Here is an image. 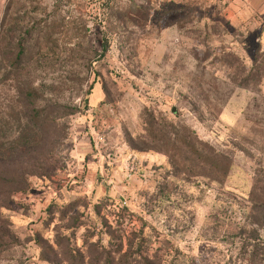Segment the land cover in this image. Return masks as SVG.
<instances>
[{"label":"rangeland","instance_id":"1","mask_svg":"<svg viewBox=\"0 0 264 264\" xmlns=\"http://www.w3.org/2000/svg\"><path fill=\"white\" fill-rule=\"evenodd\" d=\"M240 9L0 0V176L27 178L2 210L0 264H103L100 246L142 223L160 255L264 264V219L250 211L264 197V24ZM88 91V109L74 110ZM152 118L226 151L223 185L169 167Z\"/></svg>","mask_w":264,"mask_h":264},{"label":"trees","instance_id":"2","mask_svg":"<svg viewBox=\"0 0 264 264\" xmlns=\"http://www.w3.org/2000/svg\"><path fill=\"white\" fill-rule=\"evenodd\" d=\"M102 41V49L96 55L99 58H103L108 50L107 38L104 35ZM22 54V51L19 55ZM90 92H86L83 100L82 107L78 106L74 108L77 111H85L88 109V99ZM26 96L28 98L33 96L32 90H28L26 92ZM73 109L71 111H74ZM64 113V112H63ZM74 113V112H66ZM156 123L151 120L150 126L151 131L154 133L151 140L153 142H157L162 146H157L153 144V147H159L161 153L167 156L168 165L171 168H176L177 172H182L186 176L195 177L198 185L204 184L205 181L210 182V184H214L217 187L223 185V181L228 176L232 161L229 157L228 153L224 150L215 149L208 142L200 139L197 134L193 133V131L182 128L181 134L180 132L176 133L174 130V125L170 126V129H166L161 131L160 129L155 127ZM160 128V127H159ZM175 134V135H174ZM149 143V142H148ZM143 142V145L146 149H154L150 147V144ZM179 144V145H178ZM17 147H10L9 152H13ZM178 151L179 154L175 155L174 152ZM181 154V155H180ZM180 155L182 161L179 163L178 159L175 157ZM189 161L190 168L187 169L186 162ZM7 172L4 177L0 176V217L2 215V210L5 208L7 198L18 191L27 186V178L23 175V170L16 167H6ZM40 169L34 168L31 171V174L37 173ZM0 169V173H1ZM259 201V200H257ZM257 201L252 200V206L250 207V211L261 208L259 211L260 217L264 219V197L261 198L259 204ZM106 225V229L110 230L108 224ZM149 227L148 225L141 224V228L138 232H133L130 237H126L122 239L118 238V242H114L109 240V246H113V249L110 250L107 245H101V249L103 253L106 254L105 258H103V264H195L191 258L186 257L183 254L180 256H175L173 253H177L174 249H166V253L160 255L156 250L149 248L148 243L145 242L144 239V227ZM111 233H107V236H110Z\"/></svg>","mask_w":264,"mask_h":264},{"label":"crops","instance_id":"3","mask_svg":"<svg viewBox=\"0 0 264 264\" xmlns=\"http://www.w3.org/2000/svg\"><path fill=\"white\" fill-rule=\"evenodd\" d=\"M234 3L241 5L240 11H245L252 18L258 20V23L264 24V0H234Z\"/></svg>","mask_w":264,"mask_h":264}]
</instances>
